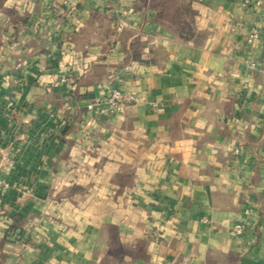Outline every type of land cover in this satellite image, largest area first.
Listing matches in <instances>:
<instances>
[{
    "label": "crops",
    "instance_id": "obj_1",
    "mask_svg": "<svg viewBox=\"0 0 264 264\" xmlns=\"http://www.w3.org/2000/svg\"><path fill=\"white\" fill-rule=\"evenodd\" d=\"M186 3L0 0V264H264V7Z\"/></svg>",
    "mask_w": 264,
    "mask_h": 264
},
{
    "label": "built area",
    "instance_id": "obj_2",
    "mask_svg": "<svg viewBox=\"0 0 264 264\" xmlns=\"http://www.w3.org/2000/svg\"><path fill=\"white\" fill-rule=\"evenodd\" d=\"M242 3L246 7L254 6V7H264V0H242ZM264 34V27L259 29L258 27H254L252 29L251 34L248 37V42H253L261 37V35ZM246 66L249 69L255 70L257 68V65L253 61H246ZM68 80L65 77H62L60 82L61 83H66ZM141 99H144L139 96V93L136 89L131 88V89H126L122 90L119 88H113L110 93L108 94L105 103L107 105L108 111L111 114H121L128 107H130L133 104H136L139 102ZM96 102H91L88 104L87 108L89 110L93 109L95 106ZM149 104L152 107H157V103L155 101H150ZM8 187V183L0 179V191H4ZM244 225L243 224H236L232 230V233L235 235H239L244 231Z\"/></svg>",
    "mask_w": 264,
    "mask_h": 264
},
{
    "label": "trees",
    "instance_id": "obj_3",
    "mask_svg": "<svg viewBox=\"0 0 264 264\" xmlns=\"http://www.w3.org/2000/svg\"><path fill=\"white\" fill-rule=\"evenodd\" d=\"M148 2L149 7L158 10L160 19L169 26L176 28L180 35L188 36L191 33V22L189 18L191 11L187 5V1L192 0H140ZM3 12L12 11L4 9Z\"/></svg>",
    "mask_w": 264,
    "mask_h": 264
}]
</instances>
